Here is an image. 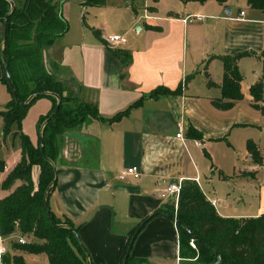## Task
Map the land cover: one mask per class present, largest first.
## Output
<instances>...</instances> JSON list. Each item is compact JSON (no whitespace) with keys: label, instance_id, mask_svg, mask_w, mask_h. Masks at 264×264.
I'll use <instances>...</instances> for the list:
<instances>
[{"label":"crops","instance_id":"1","mask_svg":"<svg viewBox=\"0 0 264 264\" xmlns=\"http://www.w3.org/2000/svg\"><path fill=\"white\" fill-rule=\"evenodd\" d=\"M57 1L61 2L68 30L53 47L45 50L49 71L72 86L78 96L96 103L105 119L140 104L112 125L93 122L83 132L65 136L64 139L73 141L74 148L69 157L65 147L61 150L57 185L49 198L50 210L58 218L71 219L78 227L80 242L91 264H120L131 231L146 218L148 222L132 242L131 264L140 261L197 264L195 259L180 255L176 223L165 214L173 199H161L160 194L168 184L185 179L195 182L208 202L217 201L213 208L222 218L242 222L264 214L262 195L256 212L235 209L231 213L232 204L244 203L241 196L230 203L228 193L221 206V200L203 192L206 187L213 189L215 184L229 178L216 153L223 142L228 143L232 130L260 123L252 113L250 88L258 82L262 85L264 80V57H261L264 14L250 8L245 0H228L225 5L215 0L203 4L180 0H109L105 6L96 8L114 19L118 28L110 29L106 19L89 25L82 17L78 39H74L69 35L70 0ZM78 4L85 13L80 1ZM227 9L229 14L225 13ZM240 12L244 16L236 20ZM188 16H201L203 20L184 23ZM131 33L135 37L129 42L127 36ZM113 35L123 36L126 44L110 47L107 38ZM240 53L249 54L237 61L243 97L229 110H220L213 101L221 97L222 63L218 59L207 63L205 71L212 86H207L204 64L212 56ZM251 64L254 69L250 77L244 68ZM158 89L169 92L149 96ZM52 105L51 100L46 101L45 111L49 113ZM242 105L232 115L231 111ZM24 121L23 132L37 146L38 125L36 131H29ZM189 129L200 137L188 134ZM21 157L20 148L2 159L6 163L3 178ZM242 159L245 168L238 178L253 177L258 166L248 150L243 151ZM132 167L137 168L139 178L120 180V174ZM38 175L39 169L35 168V180ZM12 250L15 261L24 262L29 256L49 264L43 255L28 254L13 246Z\"/></svg>","mask_w":264,"mask_h":264},{"label":"trees","instance_id":"2","mask_svg":"<svg viewBox=\"0 0 264 264\" xmlns=\"http://www.w3.org/2000/svg\"><path fill=\"white\" fill-rule=\"evenodd\" d=\"M11 1L15 8L8 20L6 38L3 39V45L0 44V63L3 69L4 64L7 67L17 97L13 95L4 71L2 80L8 85L12 98L5 110L0 112V116L4 120L3 136L9 135L16 126L14 137L20 140L22 157L4 178L6 163L0 159V237L3 240L13 236L18 240L20 237L24 238L25 244L18 242L13 248L28 254L43 255L49 264H91L83 245L75 235L78 234V227L67 217H56L49 207V198L57 185L54 181L58 174L57 162L61 157L60 142L67 134L77 132L78 128L93 122H108L112 125L140 103H135L113 118L102 117L96 103L82 100L72 86L57 79L47 67L45 50L53 47L68 30V22L61 12V2ZM78 1L85 11L86 7H103L109 0ZM180 1L203 4L209 0ZM215 1L225 5L228 0ZM245 1L250 8L264 14V0ZM130 6L135 9L133 4ZM11 9L8 0H0V22L4 23ZM248 55L240 53L234 56H212L205 62L207 86H212L205 71L207 63L211 59H218L223 67L221 97L213 101L216 108L229 110L234 102L242 99V76L237 69V61ZM261 57H264V51ZM168 92L158 89L149 96ZM250 95L254 102L252 106L259 109L264 116L261 82L251 86ZM41 98H49L53 105L51 111L38 121L40 136L39 143L35 146L23 132L22 124L29 107ZM260 101L263 105H258ZM188 134L194 138L200 137L194 129H189ZM42 145L44 154L41 152ZM247 150L252 160L258 163L259 154L255 145L248 141ZM35 168L39 169L36 180L33 176ZM46 203L54 225L50 221ZM169 208L172 212L166 210L165 214L176 223L181 256L195 259L197 264H215L218 258V264H264V214L244 219L242 222L222 218L193 181L183 182L176 209L174 205ZM148 220L149 218L144 219L131 231L120 264H123L125 257L126 264H131V239ZM191 240L196 249L190 246ZM141 263L143 261L139 264Z\"/></svg>","mask_w":264,"mask_h":264},{"label":"rangeland","instance_id":"3","mask_svg":"<svg viewBox=\"0 0 264 264\" xmlns=\"http://www.w3.org/2000/svg\"><path fill=\"white\" fill-rule=\"evenodd\" d=\"M54 1L59 2L57 0ZM162 1H167V0H162ZM70 3L71 5L69 9L70 12L69 35L73 36L74 39H78L77 29L79 30L82 25L81 22L83 15H85L87 24L89 25L99 24L101 21L106 19V21L109 22L108 26L110 27V29L115 30L116 28H118V25H116L115 20L114 19L112 20V18L110 17L104 16L102 14L103 12H101L103 10H101L100 8L87 7L84 11L85 14H83L82 8L78 4L77 0H70ZM239 8H242V6H239ZM237 9H238V5H236L234 10L236 11ZM4 29H5L4 23L0 22V44L3 42L4 39ZM133 34L134 33H131L130 36H127L129 42H131L132 37H135ZM253 69H254V65L251 64V65H247L244 68V71L246 74H248V76L250 75L252 76L251 73ZM3 77H4L3 66L0 63V112L5 110V107L9 104L10 99L12 98L8 85L2 80ZM262 92L264 95V80L262 81ZM82 100L93 103L92 101H89L84 97H82ZM46 101H50V99L49 98L38 99L29 107L24 121V126L29 131H36L39 119L42 116L44 117L48 114V112L45 111V107H44V103ZM41 107H44V109H41ZM241 107L244 106L243 105L236 106V108H234V110L231 111V113H233L232 115L237 114V110ZM244 108L248 109V106L245 105ZM253 111L254 112L252 113L256 115L260 123L250 127L239 126L238 128L232 130L230 135L227 137L228 143L223 142L220 150L216 153L219 162L224 167L226 174L229 176L228 180H226L225 182H219L215 184L213 189H211V187L209 188L206 187L203 191L207 197L215 196L216 198L221 200L222 201L221 206L225 204V196L228 193L230 195L228 200L230 203L232 202L233 198L237 199L238 197L241 196V198L244 199V203L241 202L239 205L232 204V208H231L232 211H230L231 213H234L235 209H238L239 212H245V211L247 213L256 212L255 210L259 206V202H258L259 196L260 195L264 196V116L262 115L261 111L255 107ZM83 128L81 129L78 128L77 132H83L84 131ZM16 132H17V128L16 126H14L9 135L3 136L4 120L0 116V158L1 159H4L6 156H9L11 151H18L20 149V140L18 137L16 138L14 137ZM78 137L81 138V136L79 135ZM64 138L60 142V147L61 150H63L64 147L65 149H67V155L69 154L67 157H69L72 154V149L74 148L72 144L73 141L68 139L66 140ZM248 141L255 145L257 152L259 154V161L258 163H255L256 166H258V171L254 173L253 177H247L246 179H241L238 178V174H240L239 172L243 171V168H245L244 167L245 162L243 161L242 158H243V151H247ZM0 193H1V189H0ZM167 210L172 212V210H170L169 207L167 208ZM173 213H174V209H173ZM224 214H226V212ZM16 243H18V239L15 238L14 236L6 239L4 242L1 241L0 239V249L4 247L7 250V253L4 255V257L0 255V264H44L42 262L30 258L29 256H26L24 262L15 261L12 246L14 247ZM3 258L5 259L3 260Z\"/></svg>","mask_w":264,"mask_h":264},{"label":"built area","instance_id":"4","mask_svg":"<svg viewBox=\"0 0 264 264\" xmlns=\"http://www.w3.org/2000/svg\"><path fill=\"white\" fill-rule=\"evenodd\" d=\"M244 16V13L243 12H240L239 13V17L236 18V20H240L242 17ZM203 20V17L201 16H188V17H185L183 19V22L184 23H192V22H200ZM107 44L110 46V47H118V46H121V45H125L126 44V39L123 37V36H120V35H113V36H109L107 38ZM177 137L180 138L181 137V132H179V134H177ZM197 146H200L199 143H196ZM139 172L137 170V168L135 167H132V168H128L126 170H124L119 178L120 180L122 181H125L127 180L128 178H133V179H138L139 178ZM184 181H187L185 179H179L177 180L176 182L174 183H170L168 184L161 192L160 194V198L161 199H167L168 197H172L173 199V205H174V208L176 209V206H177V202H178V196H179V193H180V190L182 188V184ZM1 199V197H0ZM209 204L214 207L217 205V201L216 200H209ZM1 241H5L3 240L1 237H0ZM18 242L20 244H25V239L24 238H19ZM190 246L195 249V246L193 244V240L190 241ZM7 253V250L2 247L0 249V255L3 257L5 254Z\"/></svg>","mask_w":264,"mask_h":264},{"label":"water","instance_id":"5","mask_svg":"<svg viewBox=\"0 0 264 264\" xmlns=\"http://www.w3.org/2000/svg\"><path fill=\"white\" fill-rule=\"evenodd\" d=\"M8 1L11 3L12 9H11V11L9 12V14L7 15V17L5 18V21H4V26H5V29H4V34H5V35H4V38H6V32H7L8 20H9V18H10V16H11L12 11H13L14 8H15L14 3H13L11 0H8ZM225 13H226V14H229V10L227 9V10L225 11ZM4 71H5V74H6V76H7L8 81H9L10 88H11V90H12V93H13L14 97L16 98V97H17V96H16V92H15L14 86H13V84H12V81H11V78H10L9 71H8L7 67L5 66V64H4ZM59 104H60V100L58 99V107H59ZM41 152H42L43 154H44V152H45L43 145L41 146ZM45 158H47V157L45 156ZM57 179H58V174H56V179H55V181H54V184L57 183ZM45 206H46V209H47V211H48V215H49L50 221H51V223L54 225L53 219H52L51 214H50V212H49L48 204L46 203ZM75 235H76L78 241H80L78 234L75 233ZM134 238H135V236L132 237V239H131V243L134 241ZM126 262H127V257L124 258V260H123V264H126ZM219 262H220V258L217 259V262H216L215 264H218Z\"/></svg>","mask_w":264,"mask_h":264}]
</instances>
